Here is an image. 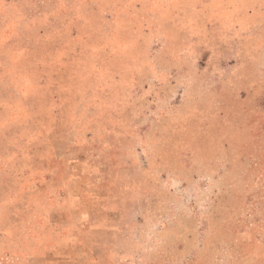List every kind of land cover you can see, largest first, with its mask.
Masks as SVG:
<instances>
[{"label": "rangeland", "instance_id": "374dc122", "mask_svg": "<svg viewBox=\"0 0 264 264\" xmlns=\"http://www.w3.org/2000/svg\"><path fill=\"white\" fill-rule=\"evenodd\" d=\"M86 227L90 264H264V6L0 0V264Z\"/></svg>", "mask_w": 264, "mask_h": 264}, {"label": "crops", "instance_id": "0c3cea01", "mask_svg": "<svg viewBox=\"0 0 264 264\" xmlns=\"http://www.w3.org/2000/svg\"><path fill=\"white\" fill-rule=\"evenodd\" d=\"M222 1L224 6H232L237 2L246 4L247 6H264V0H219ZM212 2V0H211ZM84 234L94 235L93 239L88 240V242L79 241L66 243L65 254L60 256L58 248L56 250H51L50 257L43 255L42 259L43 264H90L89 258L95 256L96 250H106L110 245L116 244L115 241H112L113 236L115 237L116 233L113 230L100 227H86ZM96 236V237H95ZM121 245V244H120ZM122 247V245H121ZM67 250V252H66ZM77 250V251H76ZM75 251V252H74ZM78 253V254H75ZM56 258H54L53 256ZM92 261V260H91ZM94 261H99V259H94Z\"/></svg>", "mask_w": 264, "mask_h": 264}]
</instances>
